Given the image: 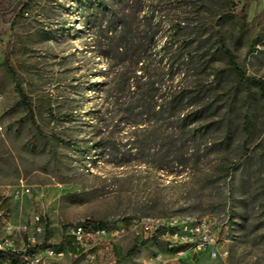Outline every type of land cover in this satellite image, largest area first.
<instances>
[{"label":"rangeland","instance_id":"obj_1","mask_svg":"<svg viewBox=\"0 0 264 264\" xmlns=\"http://www.w3.org/2000/svg\"><path fill=\"white\" fill-rule=\"evenodd\" d=\"M18 1L15 17L0 21V242L29 244L38 264H137L168 247L127 235L91 262L72 246L60 257L44 250L59 249L65 227L83 221L127 228L140 218L205 217L229 254L207 264H264V99L213 56L219 34L245 76L264 81V0H124L115 12L101 0L106 9L96 19L94 0ZM111 21L117 36H151L143 65L105 57ZM179 21L200 24L203 35L188 73L170 71L159 48ZM142 68L163 75L155 78L160 100L169 86L196 94L199 83H211L209 118L176 127L167 113H127L133 95L111 76L138 77ZM212 123L217 129L207 133ZM180 132L189 141L170 145Z\"/></svg>","mask_w":264,"mask_h":264},{"label":"trees","instance_id":"obj_2","mask_svg":"<svg viewBox=\"0 0 264 264\" xmlns=\"http://www.w3.org/2000/svg\"><path fill=\"white\" fill-rule=\"evenodd\" d=\"M94 1L95 3L93 4V7L95 8V11L93 13V17L96 19L98 17V13L104 11L106 7L102 4L101 0ZM111 1L112 6L110 7L113 9V12H115L117 7L120 6L121 2L124 0ZM20 4L21 2L18 0H0V21L3 23H8L11 19H13ZM222 7L223 5L218 6V9L221 10V13L224 12L221 9ZM116 25L117 23L112 21L107 25L106 33H110V36H107L106 38L108 54L105 57L109 59L110 63H113L115 60L121 58L128 59L134 68L135 65H143L142 56L145 51L144 48L149 43L148 41H150L151 36H149L147 33L144 36H138L134 34L128 35L125 31H123V34L121 33L120 36H117L116 30H112V28H115ZM200 27L201 25L198 23L194 25L192 22L186 23L183 21L176 22L170 27V34L164 37L162 45L159 46L160 53L163 55L162 58L166 62L165 66H167L170 71L174 68V65H177L180 69L181 67H184L183 69H185L187 73L195 69L194 66L196 56L193 55L192 51L190 50L193 49V47H196V49L197 47H201V37L203 35L200 31ZM214 27L215 24H213L212 28ZM216 41L218 48L213 53V56L221 57V59L226 62L229 71L236 79H238L239 82H241V84L249 83L254 85L258 89L260 97L264 99V81L247 78L244 72L238 68L234 54L225 45L224 39L219 34L216 35ZM109 54H114V56L109 57ZM111 67L114 66L111 65ZM141 71L142 72L140 73V76H134L133 78L129 77L128 73L126 72L120 74L119 70H116V72L112 73L111 78L117 87H119L118 91L122 94L124 92H128L129 94L131 93L133 95V97L127 98L128 102L126 104L128 105V108L125 110L127 113L132 114L133 111H137V109L140 111L138 115L148 113H167L170 119H174L176 123H179V126L176 127H182L189 120L191 123H196L209 118H207V115H209L215 103L211 98L213 93L211 83L208 85H202L199 83L196 88V94H194V92H187L182 88L172 90L171 86L167 88L165 87V94H167V97L165 96V98L160 100L161 98L157 97V93L159 91L157 83L159 82H157L156 79L159 77L162 78L163 75L151 74L147 70L143 71V68ZM135 73L136 70L134 69V75H136ZM178 75H182V77L186 76L183 70L182 72L179 71ZM215 75L216 74H211V77H214L213 79L216 80L219 77V74L216 76ZM130 79H133L131 83L129 82ZM167 81L172 82V76L171 78L167 79ZM121 95L114 98L117 105H120L121 99L126 97ZM158 99L160 102H158ZM185 107H197V109L190 115L185 116L183 113ZM222 120L224 121L225 117H223ZM215 125L216 124L214 123L208 124L205 127L206 132L210 133V131H216L217 126ZM180 134L182 133H179V139L174 140V143L171 142L170 145L174 146L177 141H179L178 144L183 146L185 145V142L187 143L189 141V138L187 135L185 136V133H183L182 136H180ZM194 140L195 138L193 137V141ZM99 224L105 225L102 223ZM62 245L63 240L55 247H61ZM45 248H52V246L46 245ZM136 249L137 246L134 245L127 252V255L133 253ZM183 250L185 249L180 247L169 249V252L177 253ZM30 251H33V248ZM2 256L8 257V264H20V260L17 255L11 253H0V257Z\"/></svg>","mask_w":264,"mask_h":264},{"label":"built area","instance_id":"obj_3","mask_svg":"<svg viewBox=\"0 0 264 264\" xmlns=\"http://www.w3.org/2000/svg\"><path fill=\"white\" fill-rule=\"evenodd\" d=\"M18 197L19 194H16L15 198ZM127 235L136 239L156 237L162 240L168 249L183 247L196 254H207L212 260H225L229 255L226 247L227 238L209 218L205 217H188L181 221L172 220L167 224L159 219L140 218L131 220L127 228L83 221L67 225L64 229L63 245L59 249L46 248L44 254L48 257H60L72 246L71 250L75 255L91 262L101 250H109L113 244ZM31 249L29 244L22 240L5 239L0 242V253L17 255L20 264H38L37 254L30 251ZM185 250L177 252L176 258L163 259L160 255L137 264H184L179 257Z\"/></svg>","mask_w":264,"mask_h":264},{"label":"crops","instance_id":"obj_4","mask_svg":"<svg viewBox=\"0 0 264 264\" xmlns=\"http://www.w3.org/2000/svg\"><path fill=\"white\" fill-rule=\"evenodd\" d=\"M176 258V253H167L163 255V259ZM184 264H207V254H196L191 250L185 252L179 257Z\"/></svg>","mask_w":264,"mask_h":264}]
</instances>
